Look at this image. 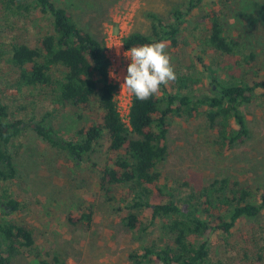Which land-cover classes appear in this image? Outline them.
<instances>
[{"label":"trees","instance_id":"16d2710c","mask_svg":"<svg viewBox=\"0 0 264 264\" xmlns=\"http://www.w3.org/2000/svg\"><path fill=\"white\" fill-rule=\"evenodd\" d=\"M204 1L188 0L185 9L175 7L169 22L152 13L150 34L130 33L124 38L125 47L163 40L168 44L171 57L170 50L180 47L182 42L181 33L188 14ZM226 2L223 5L227 10ZM1 6L8 20L11 15L36 20L41 34L36 44L20 34L8 49L0 46V58L8 55V60L18 69V85L37 88L54 104L93 114V120L79 130L77 139L66 138L46 123L45 118L35 123L37 134L51 147L68 153L77 163L106 140L109 161L102 171L100 187L109 200L115 198L117 187L126 188L123 205L116 208L124 224L143 238L158 219L164 220L162 243H149L131 252L132 264L147 261L224 264L210 237L215 233L230 234L242 219L259 217L264 211V190L254 189L228 175L179 198L161 185L158 166L169 153V119L174 113L191 114L205 109L210 125L217 128L216 142L224 151L249 136L242 106L253 100L258 89L264 90V73L252 81L232 74L254 62L257 53L243 52L244 40L241 35L228 33L225 14L219 9L209 10L204 14L206 29L197 31L201 50L196 54L195 64L208 72L211 93L196 87L204 77L176 72L175 81L161 85V96L154 95L144 101L133 96L127 125L115 101L116 85L109 79L110 59L104 41L81 28L71 13L54 0H1ZM195 27L198 30L199 25ZM209 54L211 61L207 58ZM219 56L228 60L223 68L231 73L229 78L219 73L221 63L215 60ZM227 57L236 59L231 62ZM26 125L23 118L10 111L0 91V188L2 183L16 177L11 142L24 132ZM21 207L18 199L3 192L0 197V264H15L24 248L35 243L34 234L26 224L5 217ZM146 212L145 221L141 216ZM89 219L91 216L85 215L79 220ZM39 264L69 263L55 254Z\"/></svg>","mask_w":264,"mask_h":264},{"label":"rangeland","instance_id":"374dc122","mask_svg":"<svg viewBox=\"0 0 264 264\" xmlns=\"http://www.w3.org/2000/svg\"><path fill=\"white\" fill-rule=\"evenodd\" d=\"M54 2L66 8L81 28L105 42L107 54L124 76L130 63L123 55L128 50L124 47V38L135 31L150 34L152 13L169 22L175 7L188 6V0ZM213 9L225 14L228 33L242 36L243 52L257 53L254 62L232 74L252 81L264 73V0H205L188 14L180 47L170 50L175 73L190 72L204 77L196 87L205 93H211L210 77L203 67L195 64L196 54L201 50L197 31L206 29L204 14ZM31 16L34 18L35 14ZM36 23L19 15H11L8 20L0 0V43H5L0 44L2 48L8 49L20 34L36 44L41 35ZM118 46L120 55H117ZM211 57V54L207 56L210 61ZM227 58L231 62L236 59ZM215 60L221 63L219 73L229 78L231 73L223 68L228 60L220 56ZM17 81L18 69L8 60V55L1 57L0 91L10 111L23 118L27 125L11 142L17 174L2 183L0 197L6 191L21 202L20 210L5 217L26 224L35 237L34 245L24 248L15 264H39L55 254L69 264H132L131 252L149 243H162L164 220L158 219L149 234L140 238L139 232L129 229L116 210L123 205L126 188L117 187L115 198L111 200L101 189L102 171L109 161L106 140L77 163L65 151L51 147L35 131V123L45 118L46 123L66 138L77 139L79 130L93 120V114L54 104L37 88L18 85ZM161 93L160 90L158 96ZM242 110L249 136L227 151L217 144V128L210 125L205 109L191 114L174 113L169 119V153L158 166L161 185L180 198L230 175L254 189L264 190V90L258 89ZM85 215H90L91 219L79 220ZM146 215L147 212L141 216L145 221ZM210 241L215 244L217 256L223 257L224 264H264V211L257 218L242 219L230 234L215 233Z\"/></svg>","mask_w":264,"mask_h":264},{"label":"clouds","instance_id":"9594fccd","mask_svg":"<svg viewBox=\"0 0 264 264\" xmlns=\"http://www.w3.org/2000/svg\"><path fill=\"white\" fill-rule=\"evenodd\" d=\"M116 48L117 55H120V46ZM167 48V42L161 40L133 46L124 52V57L129 59L130 63L127 66V74L122 78L121 93L127 90L136 99L144 101L158 95L161 85L167 86L175 81L176 73ZM109 75L120 79L114 71H110Z\"/></svg>","mask_w":264,"mask_h":264},{"label":"built area","instance_id":"2783aa9c","mask_svg":"<svg viewBox=\"0 0 264 264\" xmlns=\"http://www.w3.org/2000/svg\"><path fill=\"white\" fill-rule=\"evenodd\" d=\"M124 47H125V45H124ZM108 57L110 59L109 73H110V71H114L116 76L120 77V79H116V78H113L109 75L110 81L114 85H116L115 101L117 103V108H118V111L120 112V115L122 116L123 121L127 125H129V113H130V107L132 104L133 95L129 94L128 91H126V90H124L121 93V91H122L121 84L123 83L122 78H123L124 74L121 73L120 69L117 68L113 64V60H112L111 56L108 55Z\"/></svg>","mask_w":264,"mask_h":264}]
</instances>
